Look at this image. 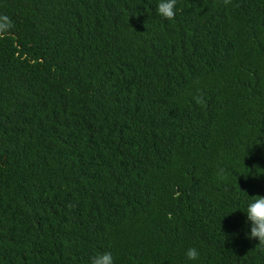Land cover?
<instances>
[{
  "label": "trees",
  "instance_id": "16d2710c",
  "mask_svg": "<svg viewBox=\"0 0 264 264\" xmlns=\"http://www.w3.org/2000/svg\"><path fill=\"white\" fill-rule=\"evenodd\" d=\"M157 3L0 0V264H264V0Z\"/></svg>",
  "mask_w": 264,
  "mask_h": 264
},
{
  "label": "clouds",
  "instance_id": "9594fccd",
  "mask_svg": "<svg viewBox=\"0 0 264 264\" xmlns=\"http://www.w3.org/2000/svg\"><path fill=\"white\" fill-rule=\"evenodd\" d=\"M232 0H223L227 6ZM177 0H158L156 5V13L165 20L172 21L176 15ZM0 37H2L8 29L12 27L11 21L7 16H0ZM193 101L201 106L206 107V101L202 95H194ZM218 180H227L224 169L217 172ZM246 214V223L249 225L250 231L246 233L249 240H258L256 246L264 248V196H253L246 208L243 210ZM185 256L189 261H195L199 258V252L196 248H188ZM90 264H115L113 255L109 251L97 252L90 257Z\"/></svg>",
  "mask_w": 264,
  "mask_h": 264
}]
</instances>
